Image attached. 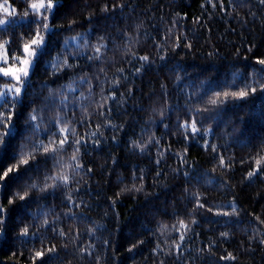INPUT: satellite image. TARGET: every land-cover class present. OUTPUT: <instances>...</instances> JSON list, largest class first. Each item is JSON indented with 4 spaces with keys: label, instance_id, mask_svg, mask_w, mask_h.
Listing matches in <instances>:
<instances>
[{
    "label": "trees",
    "instance_id": "obj_1",
    "mask_svg": "<svg viewBox=\"0 0 264 264\" xmlns=\"http://www.w3.org/2000/svg\"><path fill=\"white\" fill-rule=\"evenodd\" d=\"M9 1L20 21L0 27V43L6 44L13 59L23 56L24 44L34 38L33 17L47 15L54 30L39 29L46 48L34 60L22 102L0 107V120L14 113L11 134L0 148V175L8 167L14 169L0 181V206L6 210L0 231L7 233L0 235V264H33L38 251L44 255L36 257L34 264H95L97 255L99 264H160L161 260L174 264L176 244H181L188 264H264V245L258 243L264 236V225L259 223L264 221V176L246 179L257 167L254 161L264 157L259 147L264 142V93L258 90L247 101L231 100L218 115L211 113L216 119L205 120L203 127L197 116L200 131L210 128L212 134L195 141L189 137L187 149L176 127L189 116L186 92H197L198 99L207 91V101L233 74L241 89L243 80L251 83L257 75H264L260 72L264 66L256 63L264 58V6L255 0L252 5L223 0V7L218 0H213L215 7L208 0H54L53 12L39 13L30 8L35 0ZM186 41L191 48L184 46ZM101 45L107 47H101L100 60H88ZM141 56H148L152 63L137 74L136 68L144 62L134 57ZM70 64L74 66L66 67ZM82 79L90 85L82 84ZM6 81L0 76V91ZM224 90L237 91L235 87ZM50 92H63L67 107L44 104ZM113 93L115 98L108 99ZM78 96L86 111L78 108L73 115L72 101ZM188 106L203 108L205 104L193 101ZM30 114L37 115L34 123L40 126L35 135L28 127ZM52 120L59 123L53 126ZM56 127H68L77 137L89 140L80 146L77 161L91 172L73 171L70 150H58L56 159H50L59 139L65 135L72 139L66 133L51 135ZM90 132L97 133L99 146L93 147L95 137L85 135ZM150 137L153 143L144 153L132 148L130 142L145 144ZM205 142L207 151L202 149ZM41 144L49 149L47 155L34 146ZM212 144L230 168L220 165ZM169 147L174 153L186 151V163L164 151L161 165H156L158 148ZM22 159H28L29 165L22 164ZM35 163L40 164V171ZM69 164L73 167H66ZM259 168L264 171V159ZM173 169L196 178L189 183ZM45 172L49 177L69 175L68 194L79 205L71 207L77 213L75 219L65 216L70 211L63 199L65 189L53 191L51 186L59 181L45 180ZM33 183L36 189L27 187ZM188 193L205 204L193 216H189L194 203ZM232 204L239 216L232 213ZM255 217L259 221L252 223ZM53 224L57 232L50 230ZM60 230L64 236L58 235ZM253 233L257 239H249ZM53 246L54 252H49ZM81 248L93 256L82 255ZM170 250L173 254L166 255ZM228 253L236 260L220 259Z\"/></svg>",
    "mask_w": 264,
    "mask_h": 264
},
{
    "label": "snow or ice",
    "instance_id": "obj_2",
    "mask_svg": "<svg viewBox=\"0 0 264 264\" xmlns=\"http://www.w3.org/2000/svg\"><path fill=\"white\" fill-rule=\"evenodd\" d=\"M218 2H220L221 7H223V0H218ZM234 2V0H229V3L232 4ZM208 3L212 4L213 7H215V3L213 2V0H208ZM240 3L242 5H252L253 4V0H240ZM255 3H257L260 6H264V0H255ZM202 7H204V5H202ZM30 8L33 12H35V10L37 9H43L44 13H49V12H53L55 5L52 3V0H48V3L45 4L43 2V0H41L40 3H32L30 5ZM0 9H2L6 15L8 16H12V13L9 12L8 8L5 7L4 5L0 4ZM250 15H252L253 17H255V13L254 12H250ZM29 13L28 11L24 12V17H28ZM48 21V16L45 14H41V18L37 19L35 17H33L30 20V25H35L36 26V31L33 33L34 38L31 39L30 43L24 44L23 47V52L27 53L29 58H25L23 60L20 61V63L22 64V67H5V68H0V76L2 77H9L11 78L6 84H5V90L0 91V107H3L4 104H10L12 106H15L18 103H21L23 98L26 95V87L25 85L30 84V80L28 79L29 75H30V71L32 68L35 67V62L34 60L36 58H38V54L39 52L43 51L46 48V44L44 41V37H42L40 35V27H42L46 32H52L54 30V28L49 26ZM14 20H8V19H0V26H4L6 27L7 25L14 23ZM196 22H199V20H197ZM241 23H244L243 20H241ZM101 39H103L101 37ZM163 39H167V37H164ZM177 39H179V37H177ZM186 40V38H185ZM155 43V41H154ZM35 46V47H34ZM159 47V45H157ZM185 47L187 48H191V44L188 43L187 41L185 42ZM0 47H3L2 45H0ZM85 47H88V45L85 43ZM101 47L106 48V45H101L100 47H95L94 51L96 53V55L94 56H87L86 58L88 60H100V52H101ZM249 51H251V49L249 48ZM161 59H164V57H160ZM134 59H138L140 61H143L144 63L140 64V66L138 68H136V72L137 74L140 73V71L145 67V65L147 66H151V63L149 61V57L148 56H141V57H134ZM257 64L264 66V58H259L256 61ZM74 65H66V67L71 68ZM56 69L53 68V72L55 73ZM120 71H123L122 69ZM254 72L256 71L255 69L253 70ZM260 72H264V67H262L260 69ZM12 80H14L16 83H12ZM264 80V75H257L255 79L251 80V83L248 82L247 79L243 80V89L240 88V84L237 83L236 80V74H233V78L231 81H227L225 80V82L223 83V85L221 86L219 91H215L214 94V98L209 99L207 101L204 100V96L208 95V92L205 91L204 95L199 96V98L197 99V92H192V93H188L186 92L185 95L187 97L186 100V111L187 113H189L188 119L184 120L182 123L178 122L176 127L177 129H179L182 133V137L183 140L186 142L185 143V149H187L188 143H190L191 141H195L197 140L198 136L199 138H205L209 135L212 134V130L210 128H204L203 132L200 131V129L197 127V120L196 117L198 116L200 118V126L203 127V123L205 120H214L216 119L215 115H212L211 113L215 112L217 115L219 114L220 110L223 108V106L226 103L231 102V100H248V98L250 96L255 97L258 94V90L259 93H264V83H261V81ZM81 83L84 85H90V81L87 79H82ZM19 85V86H18ZM162 88L164 87L163 85L161 86ZM201 87L203 88L204 85H201ZM235 87L237 89V91H225L224 88H232ZM69 91L75 92L76 89H73L71 87H69ZM130 91V90H129ZM89 93L91 94V87H89ZM63 96V98L61 99L60 97ZM82 96V93H81ZM114 93L111 97H108V99H114ZM84 100H88L89 97H83ZM80 97H76L73 101L72 104L74 105V109H73V115H75V110L78 108H83V110L86 111V107L82 106L80 103ZM195 102L196 104H200V103H204L205 106L203 108L201 107H196V108H192L189 107L188 105L192 102ZM250 102V101H249ZM33 103H35V101H33ZM44 104L46 105H50L51 108L56 107L57 103L63 107H67V96L63 94V92H58V93H49V96L45 98V100L43 101ZM208 105H211L212 107L209 108ZM101 108L104 107V105H100ZM51 108L49 110H51ZM37 110L36 109H32V112L35 113ZM41 111H43V109H41ZM109 112H111V108H109L108 110ZM205 113H208V115H205ZM12 115H14V113L10 114L9 116L5 117L4 120H0V129H4L3 132H0V148H4L6 141L9 137V135L11 134V129L13 127V125L11 124V118ZM100 115H104L103 112L100 113ZM37 120V115L36 114H30L28 117V127H30L32 129V134L35 135L39 132V125L35 124L34 122ZM190 121V122H189ZM51 123L53 124V126H56L59 121L58 120H52ZM65 123L70 124L71 121H66ZM80 126L84 127L85 126V122L84 120H80L79 121ZM163 127L167 128L168 125L164 124L162 125ZM97 127L99 128V125H97ZM116 131H118L119 129H115ZM233 131H235V128H233ZM61 133H66L72 136V139H68V135H65L63 138L59 139L58 141V146L56 148L52 149V156L50 157V159L55 160L56 159V152L58 150H70L72 151L73 155L71 157L72 161L75 162V167L73 168V171L75 172H79L80 170H83L86 174L91 172V169H83V166L77 161V156L80 152V146L82 145H86L89 143L88 139H85V137L81 136V137H77L76 133L74 130H70L68 127H56L55 131L51 132L50 134L55 136ZM86 136H88L89 138L91 137H95L96 139L92 141L93 143V147L99 146L100 143V139L97 136L96 132H90V133H86ZM103 134L100 133V136H102ZM189 137H191V141L189 140ZM47 138V137H45ZM113 139H115V136L112 137ZM154 138H149L147 143L145 144H139V143H134V142H130L132 145V148L134 150H138L140 153H144L145 149H147L149 144L153 143ZM29 141H30V137H29ZM50 143H53V141H49ZM155 144L159 145V140H155ZM35 147H41L43 148V154L47 155L49 152V149L47 147H44L42 144L41 145H34ZM67 146V147H65ZM209 145L207 142H205L204 145H202V149L207 151ZM260 147V151H264V142H262V144L259 146ZM164 151H168L170 152L171 155L178 157L183 163H186V161L184 160V156L187 154V152L185 151L184 154H179V153H174L171 152V149L169 147V149L167 150H162L158 148V158L154 161V163L158 166L161 165L162 163V158L164 156ZM211 151L213 153H217V155L219 156V161H220V165L222 167L225 168H230L231 165L228 161H225L224 157L222 155L218 154V150L215 144L211 145ZM231 158H229L230 160ZM261 159H264V157H261ZM261 159H256L254 162L256 164V169L253 171H249L247 173V177L246 179L251 180L253 177H259V176H264V171L260 170L259 165L261 163ZM44 163H46V161H42ZM21 163L24 165H29V160L28 159H22ZM166 164V161L164 162ZM37 171H40V164L39 163H35L33 164ZM32 165V166H33ZM66 167L72 168L73 165L69 164ZM14 171L13 167H8L6 171L2 172V175H0V181L6 179L9 177L10 173H12ZM173 172L176 173L177 175H183L186 178L187 182H191L193 179H195L196 177L193 174H190L188 171H181L180 169H173ZM157 176L160 175V171L158 170L156 173ZM44 178L45 180L47 179H57L59 181L58 184H54L52 185V189L53 191H55L58 188H63L65 189V193H64V202L67 203V205L69 206V213H65V216L69 217L70 219H75L77 216V213H73L71 212V207L73 205H75V202L72 200V197L70 194H68L70 192L69 189V182H70V177L67 174H63L59 177H49L47 172L44 173ZM136 177L133 176V180L135 181ZM140 179H142V176L140 177ZM220 183L222 184L223 181H220ZM27 187L36 189L37 185L36 184H29L27 185ZM137 191H139L140 189H136ZM78 191V189H77ZM189 196H191L193 198V203H194V208L189 212V216H193L197 209H204L205 208V204L199 202V198L196 197L193 193H188ZM21 200H24L26 197L25 196H20L19 197ZM9 203H13V201H9ZM114 201H113V205H114ZM75 207H79V205H75ZM232 213H235L236 216H239V213L236 210V205L232 204ZM209 212L211 211V208L207 209ZM5 209L0 206V229L4 228V217H5ZM232 213H223L224 215H231ZM47 213H45L46 215ZM57 219H59V217H57ZM255 221H259V217H255L253 221H251L252 223H255ZM194 224L196 223V221L193 219L192 221ZM259 223L261 225H264V221H259ZM180 224L182 227H187V225L184 224L183 221H180ZM167 226L165 225L164 228H166ZM50 230L53 232H57L56 227L54 226V224L52 226H50ZM161 231H163V229H161ZM28 233V229L24 228V232L23 234L26 235ZM0 235H3L6 237L7 233L6 232H2L0 231ZM58 235L60 236H64L65 233L63 232V230H60L58 232ZM227 233H221L222 237H227ZM180 241L183 242L185 237L183 235H181L179 237ZM249 239H257V233H253L251 236H249ZM105 244L107 243V241L104 242ZM139 243H143V241H140ZM258 243L260 245H264V236H261L258 239ZM133 247H136V245H133ZM186 247V246H185ZM94 248V246H93ZM157 249H159V245L157 244ZM49 252H54V246L52 248L48 249ZM129 251H132V249L130 248ZM154 251H156V249H154ZM161 252L163 251L162 249L160 250ZM203 251V250H201ZM80 252L82 255H87L88 257H92L93 256V252L84 248L80 249ZM208 253L209 255L212 254L211 252V245H209L208 248ZM166 255H171L173 254L172 251L170 250L169 253H165ZM44 255L43 252H36L35 256L33 258V264H34V260L36 257H42ZM175 260H174V264H188V260L187 257L184 256L183 254V249L181 248V244H176L175 245ZM221 260H236V257L233 256L231 253H228L225 256L220 257ZM95 264H99V256H95ZM160 264H164V262L161 260Z\"/></svg>",
    "mask_w": 264,
    "mask_h": 264
},
{
    "label": "rangeland",
    "instance_id": "obj_3",
    "mask_svg": "<svg viewBox=\"0 0 264 264\" xmlns=\"http://www.w3.org/2000/svg\"><path fill=\"white\" fill-rule=\"evenodd\" d=\"M41 0H35L34 2L32 3H40ZM43 2L45 4L48 3V0H43ZM52 3L55 5V1L52 0ZM0 4L4 5L5 7L8 8L9 12L12 13V16H8L6 15V13L0 9V19H8V20H14L16 22L20 21V19L18 18V14L16 12V9L14 7V5L9 1V0H0ZM36 12H39V13H42L44 10L43 9H37L35 10ZM13 24V23H11ZM10 25V24H9ZM7 25V26H9ZM6 26V27H7ZM2 28H5L4 26H0ZM40 35L42 37H44V35L40 32ZM45 41V40H44ZM0 45H2L3 47H0V68H5V67H13V66H16V67H22V64L20 63L21 60L25 59V58H29L31 59L30 57H28L27 53H23V56L21 57H18V58H12L11 55L9 54L8 52V49L6 47V44L5 43H0ZM35 47V46H34ZM6 78L8 81L11 79L9 77H4ZM29 78V77H28ZM6 81L3 85V90H5V84L8 82ZM12 83H16L14 80H12ZM19 86V85H18ZM2 90V91H3Z\"/></svg>",
    "mask_w": 264,
    "mask_h": 264
}]
</instances>
